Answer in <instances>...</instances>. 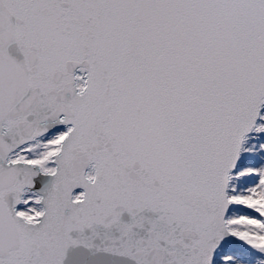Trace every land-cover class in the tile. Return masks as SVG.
Wrapping results in <instances>:
<instances>
[{
	"label": "snow or ice",
	"instance_id": "snow-or-ice-1",
	"mask_svg": "<svg viewBox=\"0 0 264 264\" xmlns=\"http://www.w3.org/2000/svg\"><path fill=\"white\" fill-rule=\"evenodd\" d=\"M0 264H264V0H0Z\"/></svg>",
	"mask_w": 264,
	"mask_h": 264
}]
</instances>
